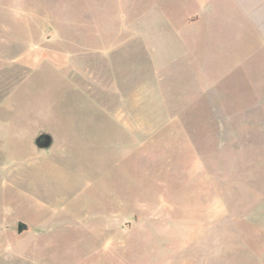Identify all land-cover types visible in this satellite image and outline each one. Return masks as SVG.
Returning a JSON list of instances; mask_svg holds the SVG:
<instances>
[{"label":"rangeland","instance_id":"1","mask_svg":"<svg viewBox=\"0 0 264 264\" xmlns=\"http://www.w3.org/2000/svg\"><path fill=\"white\" fill-rule=\"evenodd\" d=\"M256 1L0 0V264H264Z\"/></svg>","mask_w":264,"mask_h":264},{"label":"water","instance_id":"2","mask_svg":"<svg viewBox=\"0 0 264 264\" xmlns=\"http://www.w3.org/2000/svg\"><path fill=\"white\" fill-rule=\"evenodd\" d=\"M38 150L49 149L52 146L53 139L50 134L41 132L33 140ZM26 229V225L22 222L17 223V232L20 233Z\"/></svg>","mask_w":264,"mask_h":264},{"label":"crops","instance_id":"3","mask_svg":"<svg viewBox=\"0 0 264 264\" xmlns=\"http://www.w3.org/2000/svg\"><path fill=\"white\" fill-rule=\"evenodd\" d=\"M257 12L260 14V13H264V0H257ZM262 23H264V16H262ZM259 18H261V16H259ZM85 84L87 85V79H86V82Z\"/></svg>","mask_w":264,"mask_h":264}]
</instances>
